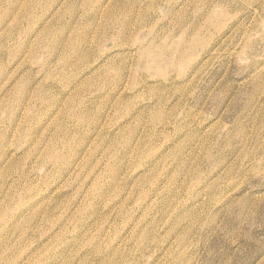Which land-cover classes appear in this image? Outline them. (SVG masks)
Masks as SVG:
<instances>
[{
	"label": "rangeland",
	"instance_id": "1",
	"mask_svg": "<svg viewBox=\"0 0 264 264\" xmlns=\"http://www.w3.org/2000/svg\"><path fill=\"white\" fill-rule=\"evenodd\" d=\"M0 83V264H264V0H0Z\"/></svg>",
	"mask_w": 264,
	"mask_h": 264
},
{
	"label": "bare ground",
	"instance_id": "2",
	"mask_svg": "<svg viewBox=\"0 0 264 264\" xmlns=\"http://www.w3.org/2000/svg\"><path fill=\"white\" fill-rule=\"evenodd\" d=\"M229 31H230V30H229ZM76 40H77V39H76ZM186 42H187V41H186ZM187 43H188V42H187ZM151 49H152V48H151ZM185 49H186V48H185ZM180 51H181V50H180ZM178 56H180V54H179ZM172 57H173V56H172ZM172 57H171V58H172ZM190 57H191V56H190ZM191 59H192V58H191ZM173 60H174V59H173ZM186 60H187V59H186ZM147 63H149V62H147ZM150 64H151V63H150ZM178 67H179V66H178ZM179 68H181V66H180ZM9 80H10V79H9ZM7 81H8V79H7ZM3 83H4V82H3ZM3 83H2V84H3ZM0 84H1V83H0ZM1 88H2V87H1ZM154 120H155V119H154ZM155 121H156V120H155ZM157 121H158V120H157ZM161 121H162V120H161ZM161 121H160V123H161ZM151 126H152V125H151ZM178 129H180V128L178 127ZM150 131H151V130H150ZM130 135H131V134H130ZM131 137H132V136H131ZM128 139H129V136H128L127 140H128ZM127 140H126V141H127ZM129 141H130V140H129ZM126 143L128 144L129 142H126ZM128 145H129V144H128ZM112 172H113V171H112ZM196 198H197V197H196ZM193 199H194V198H192V200H193ZM37 202H38V201H37ZM192 202H193V201H191V204H192ZM186 207H187V206H186ZM23 209H24V208H23ZM20 211H21V210H20ZM32 211H33V210H32ZM37 211H38V210H37ZM35 212H36V211H35ZM19 213H20V212H19ZM16 214H17V213H16ZM25 214H26V213H25ZM89 214H91V213H89ZM29 215H30V214H29ZM91 215H92V214H91ZM20 216H21V215H20ZM26 216H27V215H26ZM84 217H85V216H84ZM87 217H88V216H87ZM30 218H31V217H30ZM30 218L28 217V219H30ZM85 218H86V217H85ZM19 220H20V219H19ZM86 220H87V219H86ZM15 221H16V220H15ZM28 221H29V220H28ZM26 222H27V220H26ZM88 222H89V221H88ZM88 222H87V223H88ZM86 225H87V224H86ZM12 230H13V229H12ZM14 230H15V229H14ZM20 231H21V233L25 232V231L22 232V230H20ZM21 233H19V234H21ZM143 235H144V234H143ZM143 235H142V236H143ZM141 238H142V237H141ZM2 245H3V244H2ZM5 246H6V245H5ZM119 247H120V246H119ZM119 247H118V248H119ZM0 249H1V248H0ZM97 251H99V250H97ZM0 253H1V252H0ZM9 253H10V252H9ZM95 253H96V252H95ZM102 253H103V252H102ZM2 254H3V253H2ZM2 254H1V255H2ZM98 254H100V253H98ZM123 254H124V253H123ZM121 255H122V254H121ZM99 256H100V255H99ZM101 256H102V254H101ZM101 256H100V257H101ZM97 257H98V256H97ZM0 258H2V257H0ZM13 258H14V257H13ZM8 259H9V258H8ZM8 259H7V260H8ZM9 261H10V260H9ZM30 263H31V262H30ZM30 263H29V264H30ZM21 264H22V263H21Z\"/></svg>",
	"mask_w": 264,
	"mask_h": 264
}]
</instances>
